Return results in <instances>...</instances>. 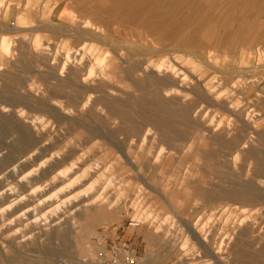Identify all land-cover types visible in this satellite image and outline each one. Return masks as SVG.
Masks as SVG:
<instances>
[{
  "label": "bare ground",
  "instance_id": "1",
  "mask_svg": "<svg viewBox=\"0 0 264 264\" xmlns=\"http://www.w3.org/2000/svg\"><path fill=\"white\" fill-rule=\"evenodd\" d=\"M164 2L167 1L164 0ZM235 3L237 4V0ZM2 4L3 0H0V8ZM32 6V1H27L25 10L32 9ZM46 6L47 2L41 7L43 15ZM192 11L195 12L194 9ZM206 14H203L204 18ZM28 17L25 12L17 13L15 29L8 28L6 31L19 33L30 22ZM196 17L198 19L197 15ZM192 20L195 21V19ZM85 24L86 27L89 26V22L86 21ZM78 30H80L79 27ZM87 33L90 32L87 31ZM92 33L95 34V32ZM7 36L4 35L0 42V58L6 57L12 51L11 43L15 40L11 41L14 37L10 40ZM96 36L98 34H95ZM134 38L129 37V43L135 44L136 38ZM194 42L198 43L197 38ZM35 43L39 45L40 40L36 38ZM96 50L99 49H95V52ZM92 51L88 53L92 55ZM255 51L245 56L242 55L243 57L237 56L238 58H233L231 61L222 52L225 57L222 55L218 64H216V59L214 64L204 62L206 67L212 68V72L203 71V67H197L195 61L183 56L182 59L191 66V71L178 68L171 62H160V65L152 70L154 72L151 71L159 86L155 96L165 101L164 112L169 116H174L177 124H173V118L171 122L168 116L163 118L150 113L144 117V127L125 130L117 127L116 122L122 114L118 110L115 99L120 93H124L122 90L124 88L119 84H123L125 79L113 62L107 60L105 56L104 58L97 55L94 61L91 60L92 67L88 66L90 68L88 76H85L86 74L66 76L71 86L49 87L45 90V100L39 103V107L31 105L32 112L27 111L25 106L23 107L26 102H38L31 95L18 96L15 102L19 103V107L0 103V264H36L21 257L20 254L25 251L37 255L48 254V256H56L60 259L68 256L73 250L82 251L88 241L86 232L96 223L92 221L85 225L83 217L104 219L111 214L115 210V198L111 197L110 193L117 183L125 186L124 190L119 191H121V196L128 199L134 173L139 178L141 176L143 178L144 164L147 162L154 165L161 163L164 159L162 154L165 151L168 154L165 161H172L175 155L183 154L180 163L176 166L178 172L181 173L177 180L178 188L175 192L173 191L170 200L167 199L165 189L153 190L164 199L166 198L175 213L186 205L188 199L185 198L194 197L196 192H200L204 200L207 198L211 202L226 198L234 201L241 200L248 204H260L259 202L264 200V189L258 187L264 183V140L260 137L254 138L253 134L260 135L256 132V123L262 118V112H264V86L261 88V80H264V52ZM70 53L68 51V58L72 56ZM80 61L82 59L77 62ZM67 66L68 64L64 68ZM147 68H151L150 63ZM140 71H144L143 63L138 62L134 70L135 81L140 80L141 76L138 74ZM97 72L99 75L97 82L92 80L94 82L90 83ZM188 72L193 77H190ZM4 76L6 77V74ZM61 78L63 77L59 79ZM214 80L221 83L226 90H216L218 88ZM189 82L194 84L192 90L195 95L194 103L188 102L191 94L183 90L184 85ZM31 85L33 90V84ZM175 106L177 110L171 109ZM227 120L238 124L234 132H232V126L226 125ZM120 136H122L121 139ZM100 139H106V142ZM207 139L210 140L213 149H201V147H207V144L203 142ZM154 144L160 146V153L154 161H148L146 146ZM135 145H139V150L134 149ZM194 151H196L195 161L198 164L187 166V158ZM221 157L228 159L230 166H226V162L224 164ZM252 161L256 163L254 171L257 175L254 182L241 184V177L237 175L238 173L236 175L232 173L229 177L228 171L224 169H243ZM200 170L210 171L223 183L226 178H230L231 182L225 185L213 184L211 189H196L193 185L194 178ZM182 192H184L183 195ZM222 210L221 215H219L220 212H211L210 220L217 217L216 221L221 220L222 222L225 219L227 223L231 221L229 206H224ZM261 210H264L263 205L255 207L250 217L253 218V215ZM134 215L138 225L146 216L153 220L157 218L152 208L145 212L136 210ZM165 216L164 221L169 222L170 225L176 226L179 223L170 213H166ZM201 219H196L194 222L180 219L179 238L174 243L176 248L181 247L185 251L190 249V246H194L196 241L199 247L203 248V251H198V256L207 258L210 263L264 264V234L258 237L255 236L256 234L253 235L254 231L257 232L253 227L254 222L253 224H251L252 221L247 223L248 220L245 219L240 221V226L243 227L237 239L234 236L236 233L222 234L220 232L221 235H217L220 237L219 243H216L218 245L215 248V239L211 236L214 232L209 226L211 221L204 222L205 220ZM258 224L259 232L264 226L260 222ZM231 226L233 227V224ZM160 227L161 225L159 229ZM235 239L233 247L226 251L227 245H231L230 242ZM54 261L51 264H55ZM153 261L151 258L145 259L139 264H153ZM181 262L179 264H188L187 261Z\"/></svg>",
  "mask_w": 264,
  "mask_h": 264
},
{
  "label": "rangeland",
  "instance_id": "2",
  "mask_svg": "<svg viewBox=\"0 0 264 264\" xmlns=\"http://www.w3.org/2000/svg\"><path fill=\"white\" fill-rule=\"evenodd\" d=\"M27 1L29 0H3L2 7L0 8V42L4 35H8L7 37L10 40L14 37L11 41L15 40L11 43L12 51H10V55L8 54L6 57L0 58V78L2 77L0 79V103L19 107V103L15 101L19 97L31 95L35 100H38V102L29 101L24 103L23 107L25 106L27 111H31V105H33V107H39V103L45 100V90L49 87H70V80H68L66 76H84L85 74V76H88L90 68L92 67V61H94L97 55L101 57L105 56L107 60L113 62L118 67L121 76L125 79L123 84H119L120 87L124 88L122 89L124 93H120L115 99L118 110L122 114L116 122L117 127L121 130L133 127H144V117L150 113L163 118L168 116L171 122L174 121L173 124H177V119L174 116H169L164 112L166 106L165 101L155 96L159 90V86L151 71L154 70L155 67H158L160 62H171L178 68L191 71V66L186 64V60L182 59L183 56L185 58H191L196 62L197 67H203V71L212 72V68L206 67L204 62H211L210 64H214L217 60L216 64H218L223 54L228 56L231 61L233 58L248 55L251 51L254 52L256 50L255 52H264V0H237V4L235 3L236 0H227L226 2L229 1L228 3L222 0H165L167 2H164V0H30L32 1L33 8L25 10ZM215 1H217L216 4ZM46 2L48 7H45V13L43 15L41 7H43ZM222 2H224V4ZM185 3L187 5H185ZM213 5L215 7H213ZM190 6L192 8H190ZM196 6L199 7L198 11ZM192 9H194L195 12L192 11ZM21 11L25 12L27 17L29 16L28 19L30 22L26 24L27 27L23 28V30L17 34L6 31L8 28L15 29L16 15ZM175 11L177 13H175ZM201 11H204L203 14L207 13V18L206 16L204 18ZM172 13H175V16L172 15ZM196 15L198 19L200 16L203 17H200L201 19L199 21ZM170 17L173 18L171 19ZM192 19H195V21ZM86 21L89 22V26L87 27L85 24ZM58 26H60V28ZM78 27L80 30H78ZM82 27L84 28L82 29ZM85 29H88L87 31L91 34L87 33ZM229 31L234 35H232L231 32L229 33ZM92 32H95L98 36L95 37V34ZM226 34L228 38H226ZM129 37L130 39L136 38L135 44L133 43L134 45L129 43ZM36 38L40 40L39 45L35 43ZM196 38L199 45L194 42ZM256 40L259 43L256 42ZM254 44L256 45L254 46ZM96 47L99 49L96 50L98 54L95 52V49H97ZM89 50L95 52H91L93 56L89 54ZM68 51L69 53L71 51L70 56H72L70 58L67 56ZM73 51L75 52L73 53ZM224 55L223 57H225ZM72 57L73 59H71ZM76 58L77 61L80 59H82V61L78 63ZM138 62L143 63L144 71L138 72L141 78L139 81H135L136 75L134 74V70ZM64 63L68 64L67 68H64L66 65ZM149 63L151 64V68L148 69ZM88 66H90V68ZM95 68L97 67L95 66ZM98 72L90 80V83L94 81L97 82L99 78ZM3 73L4 75L6 74V77L4 75V77L2 76ZM188 75L193 77L189 72ZM55 77L57 79H55ZM58 77L63 78L59 79ZM92 80L94 81L92 82ZM214 81L216 88H218L216 90H226L221 83L217 80ZM29 82L33 84V90ZM190 82L184 85L185 89L183 90L191 94L189 95L190 99L188 102L194 103L195 95L194 92H192L194 84ZM263 86L264 80H261V88ZM72 87L74 88L73 85ZM175 108H177V106L171 109L177 110ZM262 113V118L257 121V125L255 124L257 126L256 132L260 135L253 134V137L257 139L260 137L264 140V112ZM226 125L232 126V132H234V128L238 126V124L233 121L230 122L229 120H227ZM121 138L122 136H120V139ZM100 140L106 142V139ZM203 142L207 144V147H201V149H213L210 145V140L207 139ZM157 144L147 145V148L145 147L147 156L145 157L148 161H154L160 153V146ZM138 146L139 145H135L134 149L139 150ZM195 153L196 151L188 156L186 162L187 166L198 164L195 161ZM166 156H168L167 151L163 152L162 157H164V159L161 163L154 165L147 162L144 164L145 173L143 172V178L145 179H143L142 176L139 178V176L134 173V178L131 180L130 197L128 199L121 196V191L125 189V186L121 183H117L116 187H114L110 193L111 197L116 200H114L115 210L107 217L104 219L83 217L82 220L85 225H88L92 221L96 223L92 229L86 232L88 241L82 251L73 250L68 256L63 257V259L57 258L56 256H48V254L37 255L26 251L20 254L21 257L31 260L36 264H51L53 260H55V264H99L110 255L112 249L116 245L126 243L131 246L132 250L137 254L138 264L141 260L150 258L154 260L153 264H179L182 263L181 261H187L188 264H213V262H208L207 258L198 256V251H203V248L199 247V244L195 240V245L190 246L191 248L185 251L181 247H175V240L179 238V223H181V218L183 220L186 219L185 221L187 222H194L199 218H202V221L205 220L204 222L207 220L211 221L209 226L214 232L211 236L215 239V248H217L218 244L216 243H219L218 239L220 237L218 236H220L221 233H236L234 235L235 238H239V232L243 227L240 226V221L243 219L246 221L248 220L247 223H251L252 221L251 224H253L254 222L253 227L257 232L254 231L253 235L256 234L255 236L258 237L264 234V227L262 231L259 230L258 232V223L260 222L264 226V210L254 214L253 218H251L252 216L250 217L255 207H262V205L264 207V200L259 202L260 204H248L241 200L234 201L226 198L211 202L207 198L204 200L200 192H196L194 197L185 198L188 199L186 205L182 209L177 210L179 212L175 213L168 201H166V198L164 199V197L153 190L158 188V190L165 189L167 192V199L170 200V196L178 188L177 180L181 173L178 172L176 166L180 163L183 154L175 155L172 161H165ZM222 159L224 160V164L226 162V166H230V161L227 162L228 159ZM255 166V161H252L250 165L248 164L243 169H224L228 171L229 177L232 176V173L235 175L238 173L237 175L241 177V184H243L244 182H254L257 175L254 171ZM199 172L200 175L196 172L197 174L195 175L193 183L196 189H211L213 184L225 185L231 182L230 178H226L224 180L225 183H223L208 170H200ZM258 187L264 189V183L258 185ZM183 194L184 192H182V195ZM224 206H229V211L231 213V221L228 222L229 224L225 221L226 219L222 220V222L221 220L216 221L217 217L216 219L214 217V220H210L212 215L211 212H220L219 215H221ZM151 208L154 210L157 220L149 219L145 215L147 218L144 216V220L139 222L140 224L138 225V221L134 218L135 211L143 210L145 212ZM163 208L165 210H163ZM166 213H170L172 217H176L177 222H179L177 223L178 226H172L169 222L164 221ZM225 223H227V225ZM232 224L233 227L231 226ZM160 225L161 227L159 229ZM218 229L222 230L220 231ZM235 229L238 231L236 232ZM236 239L230 242L231 245H227L228 248L226 251L233 247ZM257 246L259 247V245ZM1 250H3V248Z\"/></svg>",
  "mask_w": 264,
  "mask_h": 264
},
{
  "label": "built area",
  "instance_id": "3",
  "mask_svg": "<svg viewBox=\"0 0 264 264\" xmlns=\"http://www.w3.org/2000/svg\"><path fill=\"white\" fill-rule=\"evenodd\" d=\"M99 264H138V256L126 243L116 245Z\"/></svg>",
  "mask_w": 264,
  "mask_h": 264
}]
</instances>
